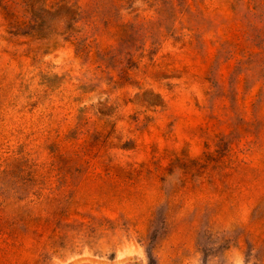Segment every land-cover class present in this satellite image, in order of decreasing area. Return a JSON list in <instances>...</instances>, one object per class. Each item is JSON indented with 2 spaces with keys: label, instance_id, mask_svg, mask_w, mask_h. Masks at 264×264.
I'll return each mask as SVG.
<instances>
[{
  "label": "rangeland",
  "instance_id": "1",
  "mask_svg": "<svg viewBox=\"0 0 264 264\" xmlns=\"http://www.w3.org/2000/svg\"><path fill=\"white\" fill-rule=\"evenodd\" d=\"M264 0H0V264H264Z\"/></svg>",
  "mask_w": 264,
  "mask_h": 264
},
{
  "label": "trees",
  "instance_id": "2",
  "mask_svg": "<svg viewBox=\"0 0 264 264\" xmlns=\"http://www.w3.org/2000/svg\"><path fill=\"white\" fill-rule=\"evenodd\" d=\"M262 13L261 15H263ZM258 45L264 50V31H261L257 36Z\"/></svg>",
  "mask_w": 264,
  "mask_h": 264
}]
</instances>
